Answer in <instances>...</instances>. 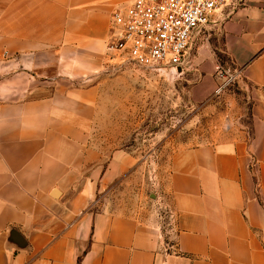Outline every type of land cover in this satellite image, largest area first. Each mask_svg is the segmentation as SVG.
<instances>
[{
    "label": "crops",
    "instance_id": "1",
    "mask_svg": "<svg viewBox=\"0 0 264 264\" xmlns=\"http://www.w3.org/2000/svg\"><path fill=\"white\" fill-rule=\"evenodd\" d=\"M132 1L0 0V264H264V0L218 16L220 49L206 45L211 32L197 42L196 87L213 95L219 52L244 72L250 124L174 156L173 228L96 208L135 163L91 142L92 75L112 13Z\"/></svg>",
    "mask_w": 264,
    "mask_h": 264
},
{
    "label": "rangeland",
    "instance_id": "2",
    "mask_svg": "<svg viewBox=\"0 0 264 264\" xmlns=\"http://www.w3.org/2000/svg\"><path fill=\"white\" fill-rule=\"evenodd\" d=\"M208 40L212 49L221 48L214 28ZM197 48L180 71L140 68L107 55L92 75L100 90V115L91 142L106 157L122 152L135 159L129 172L100 190L98 210L154 216L172 229L174 214L165 195L174 156L219 142L234 127H249L251 106L239 86L214 98L206 81L196 87L202 79L193 62ZM5 72L0 80L9 75Z\"/></svg>",
    "mask_w": 264,
    "mask_h": 264
},
{
    "label": "built area",
    "instance_id": "3",
    "mask_svg": "<svg viewBox=\"0 0 264 264\" xmlns=\"http://www.w3.org/2000/svg\"><path fill=\"white\" fill-rule=\"evenodd\" d=\"M246 0H133L114 10L107 52L111 59L137 67L183 70L197 42L209 36L218 16L226 20ZM217 83L213 98L244 79L242 69L221 58L214 67Z\"/></svg>",
    "mask_w": 264,
    "mask_h": 264
},
{
    "label": "trees",
    "instance_id": "4",
    "mask_svg": "<svg viewBox=\"0 0 264 264\" xmlns=\"http://www.w3.org/2000/svg\"><path fill=\"white\" fill-rule=\"evenodd\" d=\"M218 57L225 60L221 54H219Z\"/></svg>",
    "mask_w": 264,
    "mask_h": 264
},
{
    "label": "water",
    "instance_id": "5",
    "mask_svg": "<svg viewBox=\"0 0 264 264\" xmlns=\"http://www.w3.org/2000/svg\"><path fill=\"white\" fill-rule=\"evenodd\" d=\"M180 71V69H178Z\"/></svg>",
    "mask_w": 264,
    "mask_h": 264
}]
</instances>
